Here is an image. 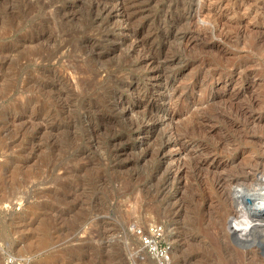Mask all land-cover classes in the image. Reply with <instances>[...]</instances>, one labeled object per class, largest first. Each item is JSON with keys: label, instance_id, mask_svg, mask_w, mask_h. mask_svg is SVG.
<instances>
[{"label": "rangeland", "instance_id": "obj_1", "mask_svg": "<svg viewBox=\"0 0 264 264\" xmlns=\"http://www.w3.org/2000/svg\"><path fill=\"white\" fill-rule=\"evenodd\" d=\"M105 1L0 0V264H156L152 223L172 264H264L235 182L264 181V0Z\"/></svg>", "mask_w": 264, "mask_h": 264}, {"label": "bare ground", "instance_id": "obj_2", "mask_svg": "<svg viewBox=\"0 0 264 264\" xmlns=\"http://www.w3.org/2000/svg\"><path fill=\"white\" fill-rule=\"evenodd\" d=\"M96 1H98V0H96ZM99 1H102V0H99ZM114 1L115 2H113V3L110 1H105V3L99 2L98 3V10L99 11L97 10L99 12V16L104 17L105 14L106 15H107V13L110 14L115 10L117 12V17H119V19H120L119 20L120 23L118 24V26L123 27L122 25L125 24V27L130 28L129 25H131V24H129V23H130V20L132 18V12H130V8L132 6H135L138 3L134 2L132 0H114ZM111 4H114V5H111ZM96 15H98V14H96ZM125 33H126V37H133L136 34V31H134L132 33L131 31L127 30V31H125ZM187 37H189V36H187ZM143 46H144V44H141L137 38H134V40H132V44L129 48V53L135 54V55L137 54V56H138L137 57V63L140 64L141 67L146 66L150 69L153 64H155L157 61H159V57L155 53L151 52V49H150L151 46L150 45H149L150 48H149V46H147L150 49V53H147L148 50L144 48L145 46L144 47ZM144 49L147 51L145 52ZM144 52L147 54H145ZM148 68H146V69H148ZM155 68H156V66L151 68V70H153ZM149 77L151 79H155V81L151 84V88H150V86L148 87V90L153 89L154 87L163 84V82H161L159 80L160 75H158V73L157 74L153 73V74L149 75ZM164 84H165V89L167 90V93L164 96H159L156 99H150L149 103L151 101L154 102V101L158 100V101H161L162 105H169V108H170V104L172 103L171 100L173 98V94H171L170 91H172L171 88H172L173 84L170 83L169 80L165 81ZM161 108L164 109L163 107H161ZM173 116L174 115L170 116L169 118L173 119ZM165 117L166 116L160 117L158 119V121L163 123L166 120ZM257 175L251 176V175L247 174V175H243V177H240V178L238 177L235 179V182H237L239 186L243 187L244 191L246 190L245 193H239V198H240V200H242L243 203H245V208L247 209L246 214L248 216V219L249 220L251 219L252 221L255 220L253 218V214H255V213H257L259 216H261L262 219L264 220V181L260 180ZM225 181H227L226 178H225ZM229 181H230V179H229ZM226 184H228V182ZM230 184H232V183H230ZM260 186H261V188H259ZM221 187H223V186H221ZM233 196L238 200V194L236 192H233Z\"/></svg>", "mask_w": 264, "mask_h": 264}, {"label": "built area", "instance_id": "obj_3", "mask_svg": "<svg viewBox=\"0 0 264 264\" xmlns=\"http://www.w3.org/2000/svg\"><path fill=\"white\" fill-rule=\"evenodd\" d=\"M134 235L138 238L141 248L156 264H172L173 251L167 241V228L162 223L135 225Z\"/></svg>", "mask_w": 264, "mask_h": 264}]
</instances>
